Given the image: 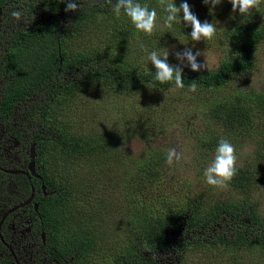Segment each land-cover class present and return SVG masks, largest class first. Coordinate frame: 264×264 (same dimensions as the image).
<instances>
[{
	"label": "trees",
	"instance_id": "trees-1",
	"mask_svg": "<svg viewBox=\"0 0 264 264\" xmlns=\"http://www.w3.org/2000/svg\"><path fill=\"white\" fill-rule=\"evenodd\" d=\"M79 2L81 9L66 12V3L60 0H0V8L6 13L23 7L22 21L30 22L24 29L10 31L9 38L6 36L1 64L12 77L4 84L1 98L4 106L6 103L10 107L21 99L23 102H40L38 109L47 119L52 117L53 109L61 111L63 116L62 111L76 94L78 86L104 87L107 93L118 98L125 94L143 97L147 93L166 91L174 85L155 81V67L141 70L139 58L133 59L129 51L138 48L134 44L136 39L138 42L155 43L158 37L175 34L190 40V25L186 26L181 21L168 29L164 26L167 14L159 5V0H138L157 11V27L152 35H147L134 27L123 10L119 18L115 15L113 7L116 0H101L98 5ZM182 2L185 0H174L177 7ZM186 2L196 16L208 15L210 5H205L203 0L197 4H191V0ZM215 24L229 39L234 52L216 67L196 72L183 69V90H188V86L195 81L200 91L206 90L211 94L212 91H223L233 75L254 67V48L264 40L262 7L259 12L254 10L251 15L245 16L237 10L226 16L225 25ZM74 43L77 44L75 47ZM141 101L139 98L136 102ZM202 106L199 111L202 113L203 129L193 136L198 146L195 157L198 158L199 153L204 157L208 152L215 151L221 138L231 139L239 147L252 146L244 153L243 164H237V174L228 188L233 193L228 197L221 189L204 191L208 195L181 192L179 187L165 190L163 162H166L167 151L148 143L144 152L133 157L115 148L123 142L127 127L118 128L128 122L117 125V129L93 134L90 140L84 135L56 128L54 133L59 138L54 140L51 148L48 147L52 138L40 134L36 142L40 145L42 158L49 149L51 157L57 156L58 160L100 154L105 163L111 158H124L131 166L122 174L112 170L110 179L99 174V166L93 167L98 175L96 177L102 176L99 180L91 181L87 175L82 177L84 172L76 174L80 177L74 180L77 189L74 191L69 173L78 169L69 166L61 170L57 162L45 160L41 180L45 187H53L54 193L37 201V215L48 227L49 243L63 255H72L76 264L90 261L92 264H152L155 259L153 253L170 245L175 249L176 246L196 249L200 245L217 252L223 250L231 255L233 264H241L237 254L241 256L247 250L256 251L255 246L264 252V212L255 196L256 189L264 181L261 167V163L264 164V89L215 95L203 100ZM150 108L147 105L144 111ZM123 113L124 117L128 115L125 109ZM164 113L158 115V122L151 124L150 128L133 130V126L128 127V137L166 130L170 123L167 116L163 118ZM136 121L143 126L150 120L145 116L135 118L134 123ZM106 182L118 190V204L122 202L115 217L122 226L119 228L111 227L109 222L104 225L103 222L115 201L106 199L109 209L104 213L107 207H102L93 193L98 184L104 186ZM183 220V232L191 234L197 229L207 233L215 229V232L211 238L196 236L200 239L196 241L181 235L173 238L170 230L176 231ZM217 227L222 229L218 231ZM110 241L114 242L115 251L110 249ZM95 253L103 258L92 261ZM259 256L254 261L250 256L252 262L249 264H256ZM185 262L183 257L180 264Z\"/></svg>",
	"mask_w": 264,
	"mask_h": 264
},
{
	"label": "rangeland",
	"instance_id": "rangeland-1",
	"mask_svg": "<svg viewBox=\"0 0 264 264\" xmlns=\"http://www.w3.org/2000/svg\"><path fill=\"white\" fill-rule=\"evenodd\" d=\"M201 0H191V4L200 3ZM83 4L87 5H98L101 3V0H82ZM261 7L264 11V2H262ZM4 11L0 8V21L2 20V25L0 30L9 31V26L14 29H24L25 26H28L30 22L28 21H20L15 22L10 15L11 9L9 11ZM234 14L232 11V5L229 0H221V3L217 5L214 9L211 8L208 11V15L206 13L197 15V18L201 21V23L207 21L209 23L215 24L218 22L220 25L226 24V16L228 14ZM8 17V25H6L5 19ZM217 25V24H215ZM0 42L4 43L5 39L0 38ZM133 42V41H132ZM75 43L77 41L75 40ZM73 45L75 47L77 44ZM134 44L137 45L136 50L129 51L130 56H134L133 59L139 58V65H141V70H150L154 65L147 59L148 52L157 51L159 54H163L165 50H168V62L170 64H179L180 62L176 59V52H183L186 48L192 50L193 53L199 51L202 53L197 60L201 64H205L207 62L208 68L216 67L219 62L228 57L230 54L234 52V47L226 37L224 32H222L218 27L215 36L210 41L201 40L199 42H195L192 39L188 40L182 35L169 34L162 37H158L155 39V43L152 41L146 42L143 40L142 42L137 39L134 41ZM147 49V52L144 49ZM255 54V64L254 67L247 72L240 73L237 75H233L232 80L226 90L223 91H212L208 93L206 90H197L195 93L188 92L187 89H175L174 85L166 91L149 93L143 95V97H135L132 94H125L120 97H116L114 95H110L107 93L104 87L102 88H84L78 86L75 90L76 94L70 99L69 104L65 106L63 109V116L61 115V111H56V109L52 110V117L47 118L45 115L39 111L38 103H34L33 101H27L21 103L14 109L15 121H19V126H21V131L30 134L32 132H38L41 135L49 136L52 138L50 147L54 144V140L59 138V135H56L54 131L56 128L67 129L72 132L71 134H79L84 135L87 140L93 136V134H98L103 131H107L108 129H117V125H121L124 122H128L129 124H123L121 128L124 127L126 129L125 137L123 142H121L120 147L115 146L118 150L125 151L124 153L137 157L138 154L144 152L148 143L153 146L161 147L163 150L168 151V149L175 148L178 153L181 154V160L179 163H174L169 166L165 161L163 162L165 165V181H164V189L171 190L173 188L177 189L179 187L181 192H194L199 193V195H208L204 191L215 190L218 189L216 187H211L208 185L204 178V170L211 163L214 158L215 151L208 152L204 157H202L199 153V157H195L196 150L198 151V146L196 141L193 139V136L197 131L203 129L202 124V113L199 109L202 106V101L208 98L214 97L215 95L227 94L229 92H251L252 89L262 88L264 89V40L260 41L258 45L254 48ZM183 69L191 70L190 67L182 66ZM207 69V68H204ZM187 90V91H186ZM121 95V94H120ZM142 99L141 102H136L138 99ZM197 102V104H196ZM132 103V105H131ZM151 106L150 109L144 111V107ZM127 110V116L124 117L123 111ZM161 111V112H160ZM165 112L163 115L167 116L169 119V127L162 132H150L148 135H132L128 137L130 129L128 127L133 126V130L137 128H150V125H156L158 122V115ZM148 116L149 124H144L140 126V123L137 121L134 123L135 118H142ZM134 123V124H133ZM56 125V126H54ZM15 124L13 125V127ZM18 126V128H19ZM114 127V128H113ZM191 130L189 133L188 130ZM138 134V133H137ZM128 137L127 139H125ZM230 143L235 146L236 154H237V164H243L244 153L250 151L252 146L247 144L245 146L238 145L231 139H227ZM56 151V149H55ZM100 155V154H99ZM99 155L88 156L84 158L76 157L74 160H63L59 159L57 156L51 157L49 154V149H47L43 153V157L46 161L52 160V162H57V166L59 168H69V166H74L78 170L73 172L72 168L70 171L73 173H69L71 176V181H73V190L77 191L74 186V180L80 177V174L83 173L82 177H88L91 181L99 180V177L93 167L99 166L101 171V175H104L107 178H111L110 172L112 170H116L121 173L124 169L129 170L131 167L127 164L124 158H111L107 163L100 158ZM44 165V162H41ZM54 165V164H53ZM262 171L264 174V164L261 163ZM93 169V170H92ZM75 173V174H74ZM64 174V173H63ZM13 176H9V180ZM96 177V178H94ZM41 180V178H40ZM29 183V181H28ZM89 183V182H88ZM98 183V182H96ZM41 182L38 181V186ZM93 184V183H89ZM26 180L24 179H14L11 183L10 190L5 192V188L0 186V199H6L8 205L5 209L9 208L11 213L14 212L11 217L12 221L17 224L20 212L16 209L18 206L24 205V202L19 204L20 201L23 200L27 191L25 190ZM108 182L104 183V186H99L94 189L93 193L101 202L102 207H107L104 213H106L109 209L107 201L112 202L115 201L116 204H113V208L110 209L109 213L103 219L104 225L109 222L110 226L113 228H119L120 222H116L115 217L118 216V204L120 198H118V190L114 187H111V183L108 185ZM36 188L35 194L37 195L40 189ZM45 192V185L41 187ZM190 189V191L188 190ZM225 192V196H230L233 192H229L227 190H222ZM255 196L260 202L261 209L264 212V181L260 184L259 188L255 191ZM75 197L77 198V192ZM8 210V211H9ZM113 211V212H112ZM3 211H0V242L4 245V250H0V256L2 254H9L12 258L17 259V261H21V264H76L75 261L71 258H66V260L55 261L50 259H46L44 254L42 253L41 246H36L33 248L31 254H25L24 247H21L18 242L15 241L13 231L15 232L16 224L12 221L3 223V219L5 216ZM122 225V224H121ZM184 229V220L181 223V227H179L176 231L174 229L170 230V234L173 238H178L180 235L182 237H186V232H183ZM220 231L222 228L217 227ZM118 232H121L120 229H117ZM215 229H212L209 233H204L199 229L191 232L192 236H188L187 238L191 240H200L199 238H211ZM190 234V235H191ZM198 236V237H196ZM12 238V243L11 239ZM109 247L112 251L114 249V242L110 241ZM176 251L173 253L172 251H161L160 256L156 257L152 264H158L159 261H162L163 264H180L182 258L184 257L186 262L185 264H233L231 262V255L222 251L217 252L213 248H201L200 245L196 247V249H189L186 246L180 248L176 246ZM13 248V249H12ZM256 251H245L241 256H236L237 260L241 264H249L257 258L256 264H264V252L258 248L254 247ZM242 253V251H240ZM95 257L91 260L95 259L101 260L103 257L99 253H95ZM181 254V255H180ZM72 257L73 256H68ZM98 260V261H99ZM67 261V263H66ZM87 264H92L91 261Z\"/></svg>",
	"mask_w": 264,
	"mask_h": 264
},
{
	"label": "clouds",
	"instance_id": "clouds-1",
	"mask_svg": "<svg viewBox=\"0 0 264 264\" xmlns=\"http://www.w3.org/2000/svg\"><path fill=\"white\" fill-rule=\"evenodd\" d=\"M60 2L66 3V12H75L81 9L79 0H60ZM229 2L232 5L233 12L238 10L241 16H245L251 15L254 10L259 12L264 0H229ZM203 3L214 9L221 3V0H203ZM159 5L167 14L164 18L166 28L171 29L174 23L183 21L186 26H191V39L195 42L210 41L215 36L217 26L207 21L201 23L197 16L192 13L186 0L179 7L174 3V0H159ZM122 10L138 31L147 35L153 34L157 27V11L155 8L150 9L148 4L142 5L138 0H116L113 11L118 18ZM10 15L15 22H20L24 18L23 7L13 8ZM144 51L147 52V49L145 48ZM200 55L202 53L199 51L193 53L189 48H186L183 52H176V59L180 62L177 65L168 62V50H165L162 55L157 51L148 52L147 59L155 67V81L161 84L173 83L175 89H183L182 66L190 67L194 72L201 71L204 68L208 69L207 62L205 64L198 62L197 57ZM197 90L198 86L193 81L188 86V92L195 93ZM237 159L235 146L227 139L221 138L216 147L213 160L204 170L203 175L206 183L218 189L227 190L230 181L237 174ZM180 160L181 154L175 148L168 149L166 163L169 166L179 163Z\"/></svg>",
	"mask_w": 264,
	"mask_h": 264
},
{
	"label": "flooded vegetation",
	"instance_id": "flooded-vegetation-1",
	"mask_svg": "<svg viewBox=\"0 0 264 264\" xmlns=\"http://www.w3.org/2000/svg\"><path fill=\"white\" fill-rule=\"evenodd\" d=\"M6 25H8V17L3 19ZM2 25V20L0 21V28ZM9 26V25H8ZM14 30V28L9 26V31L0 30V38H4L5 42H0V186L5 188V192L10 190V185L14 179H24L26 180L25 190L27 191L23 200L19 204L24 202V205L18 206L16 209L20 212L17 224L12 221L11 217L14 212L11 213L9 208L5 209L8 205L6 199H0V211H3L5 216L3 223L12 221L14 225L16 224L15 232L13 231L14 239L20 244L21 247H24L25 254H31L33 248L36 246H41L42 253L46 259L55 261L66 260L67 255L60 253L52 244L49 243V233L48 227L44 225V222L38 218V200L44 198L47 195L54 193L53 187H45V192L41 188L43 186L42 177L43 170L46 163L45 159L41 157L40 145L37 144L36 138L39 137L40 133H24L22 132L21 126H19V121H15V111L14 109L23 103L22 99L12 104L10 107H7L5 103H2L3 97L2 92L4 91V84L8 81L12 75L4 71L2 66L1 54L4 46L7 44V38H9V32ZM4 93V92H3ZM15 126L13 127V125ZM19 126V128H18ZM43 156V155H42ZM13 177L9 180V176ZM29 181V183H28ZM38 181L41 182L38 186ZM40 189L39 193L36 195V188ZM9 210V211H8ZM204 232L203 230H200ZM207 233V232H204ZM189 232H186V237L189 236ZM192 235V234H191ZM11 239V243L12 238ZM175 242V240H173ZM175 245V243H173ZM13 249V248H12ZM0 250H4V245L0 242ZM161 251H176L172 245L167 249ZM154 252V258L160 256V252ZM152 255V254H151ZM12 258L9 254H2L0 256V264H21V261ZM74 262V260H73ZM67 263V261H66ZM68 264V263H67ZM72 264V263H71ZM158 264H163L162 261H159Z\"/></svg>",
	"mask_w": 264,
	"mask_h": 264
}]
</instances>
